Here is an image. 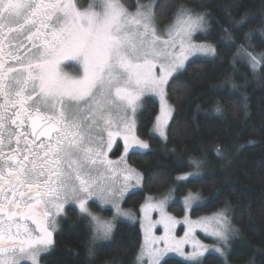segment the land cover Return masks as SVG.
Masks as SVG:
<instances>
[{
	"label": "snow or ice",
	"instance_id": "6c2138e0",
	"mask_svg": "<svg viewBox=\"0 0 264 264\" xmlns=\"http://www.w3.org/2000/svg\"><path fill=\"white\" fill-rule=\"evenodd\" d=\"M161 18L157 0H137L134 10L122 0H90L87 7L79 0H0V264H41L66 205L78 206L88 220L93 244L110 241L115 225L92 213L90 200L110 204L113 220L134 219L120 203L144 181L125 161L130 150L149 148L136 134L142 98H160L153 131L166 139L174 112L169 81L190 57L216 56L214 46L192 39L207 31L206 13L180 7L164 28L157 23ZM239 52L253 69L264 63V53L258 58L243 46ZM117 137L124 155L113 161L108 153ZM200 163L193 161L197 169ZM166 200L149 198L141 207L144 242L136 264H167L169 253L202 264L210 251L228 264L238 229L227 208L195 223L185 218L189 230L177 239L173 233L181 222L167 214ZM197 201L191 192L184 199L186 206ZM153 210L158 221L149 215ZM156 224L164 235L153 234ZM198 226L215 243L193 238L186 253L183 246Z\"/></svg>",
	"mask_w": 264,
	"mask_h": 264
},
{
	"label": "trees",
	"instance_id": "16d2710c",
	"mask_svg": "<svg viewBox=\"0 0 264 264\" xmlns=\"http://www.w3.org/2000/svg\"><path fill=\"white\" fill-rule=\"evenodd\" d=\"M157 2L160 27H165L180 7L206 13L210 23L206 41L216 48V56L189 62L170 80L167 99L174 112L165 144L152 133L158 103L151 97L144 100L136 134L149 148L127 155V163L144 181L142 190L130 194L124 207L137 210L147 197L171 192L178 198L190 192L198 194L205 202L193 208V217L227 208L232 225L238 229L228 264H264V64L253 69L239 52L243 46L252 54L264 53V0ZM217 105L221 113L215 111ZM122 148L118 143L110 156L118 159ZM195 160L201 162L198 169L193 165ZM188 173L196 176L178 181L180 175ZM89 205L99 209L94 203ZM181 208L176 202L169 210L181 217ZM104 214L110 216L111 212ZM91 234L88 220L76 208L68 207L53 247L41 258V264H132L142 244L139 224L120 222L110 243L96 246L90 256ZM165 261L187 264L177 259ZM202 264H222V260L209 255Z\"/></svg>",
	"mask_w": 264,
	"mask_h": 264
},
{
	"label": "rangeland",
	"instance_id": "374dc122",
	"mask_svg": "<svg viewBox=\"0 0 264 264\" xmlns=\"http://www.w3.org/2000/svg\"><path fill=\"white\" fill-rule=\"evenodd\" d=\"M128 1H129V3L127 4V3H125V1L122 0V2L125 4V6H127L130 10H134L135 8L131 9L129 6L132 5L131 7H135V6H136V3H137V0H133V2H134L133 4H132V0H128ZM139 2H140V1H139ZM79 3H80L81 6H83V7H87V5L90 3V0H79ZM140 3H142V2H140ZM207 21H208V28H207V31H205V32H196V33L194 34L193 38H192L194 43H197V44L204 43V44L212 45L211 43H208V42L206 41V39H207V37H208V35H209V31H210V26H209L210 23H209L208 18H207ZM161 28H164V27H161ZM212 46H213V45H212ZM261 54H262V53H261ZM261 54H256V53H254L253 55H255V56H257V57L259 58ZM244 57H245V56H244ZM203 58H204V59H212V58H214V57H211V56H203V55H199V54H197V55L194 56V57H190L189 61L186 62V65H187L189 62H191V61H194V60H196V59H203ZM246 60H248L247 57H246ZM245 63H247V61H246ZM248 63L251 65V68H253V67H252V64H251V62H250L249 60H248ZM262 64H264V63H262ZM258 65H260V64H257L256 67H258ZM256 69H257V68H256ZM158 70H159V69L157 68L156 71H158ZM66 71H68L70 74H72V73H74L75 69H74V68H67ZM178 74H179V73H178ZM176 75H177V74H176ZM176 75H175V76H176ZM175 76H174V77H175ZM169 82H170V81H169ZM148 97L154 98V99L157 101L158 106H159V112H160V107H161V101H160V98H159L158 96H156L155 94H152V93H146L145 96L142 98L143 102H144V100H145L146 98H148ZM140 110H141V109H140ZM159 112H158V115H159ZM170 121H171V120H170ZM170 121H169V123H170ZM152 133H153V135H154L155 137L159 138V139L161 140V142H163V144H165V143L167 142V138L165 139L164 137H161L157 132L153 131V129H152ZM118 143H121V144H122V147H123V140H122L121 137H117V139H116V141H115V143H114V145H113L112 150L108 153V157H109V159H111V160H113V161H117V160H119V159L121 158V156L124 155V151H123V148H122V150H121V154H120V156H119L118 159H114V158H112V157L110 156V154H112L111 152L114 151V148H116V146L118 145ZM144 150H147V149H144ZM144 150H130L129 153L132 152V151H144ZM129 153H128V154H129ZM125 161H126V163H127V156L125 157ZM127 165L129 166L128 163H127ZM129 167H130V166H129ZM131 168H132V167H131ZM137 172H138V171H137ZM188 174H189V173H188ZM188 174H184V175H188ZM192 174H193V175L190 176V178L196 176V174H194V173H192ZM184 175H180V176H184ZM180 176H179V177H180ZM121 179H122V178H121ZM178 181H181V180H178ZM142 186H143V182H142L140 185L131 188V189L129 190L128 194H127L125 197H123V199H122V201H121V203H120V207H121L122 209H124V210H126V211L132 213L134 219H128V218H125V217L120 216V217H117L115 220H113V216L115 215V209H113L112 206H111L110 204H101L100 202H98V201H96V200H90V201H89V204H90V203H94V205H96L99 209H97V208H93V207H91L90 205H89V208H90V210H91L92 213H94L95 215L101 217L102 219H104V220H108V221H113L115 227H116V225H117L118 223H120V222L138 223V224H139V227H140V229H141V232H142V244H143V242H144V231H143V229L141 228V221L143 220V213L141 212V207H142V205L145 204L146 201L149 200V198H152V199H154V200H156V201H159V200L164 199L165 197H167V200H166V203H165V211L167 212L168 215H170V216L176 218L178 221L181 222V223H178V224L175 226L174 233H173L177 239H181V238H183V237L185 236V233L189 230L188 225L185 224V223L183 222V221L185 220V218H187L189 221L195 223V222H197V221H199V220H201V219H203V218H209V219H210V218H212V217L215 215V214H213V215H209V216L193 217V216L191 215V211L193 210V208L196 207V206L202 205V204L205 202V200H202L201 198H199V201H197V202H192L190 205L186 206L185 203H184V199H185V197H184V198H178V197L176 196L175 192H174V193H172V192H171V193H168V194H166V195H164V196H161V197H147V198H146V201H145V202H144V203H143V204H142L137 210H131V209H127V208H125V207H124V201L126 200V198H127L130 194L142 190ZM187 196H188V195H187ZM187 196H186V197H187ZM176 202L180 203V204L183 206V209L181 208V210L183 211V214H182L181 217L175 216V215H174L173 213H171L170 210H169V207H170L173 203H176ZM71 206L74 207V208H76V209L79 211L78 206H76V205H72V204H69L68 207H71ZM104 211H110V212H111V215H110V216H105ZM65 213H66V210H65ZM65 213H63V214H62V217L59 219V223H58V225L56 226L55 230L53 231V234H54V235L58 232V230H59V228H60V220H61L62 218L65 217ZM149 215H150V217H151V219H152L153 221H158V220L160 219V214H159V211H158V210H153V211H151V212L149 213ZM227 215H228V214H227ZM228 217H229V220L231 221V216L228 215ZM115 227H114V230H115ZM113 234H114V232H113ZM153 234L156 235V236H162V235H164V228H163V225H161V224H156L155 228L153 229ZM54 235H53V237H54ZM234 237H235V236H234ZM193 238H194L195 240L199 241L200 243H202V244H204V245H208V246H212V245L215 243L214 238H213L212 236H210L208 233H206V232L204 231L203 228H201V227L198 226V227H196V228L192 231L191 235L189 236V243H187V244H185V245L183 246V249H184V251H185L186 253L192 251ZM233 239H234V238H233ZM233 239H232V241H231V243H230L229 251H230V249H231V244L233 243ZM111 240H112V239H111ZM111 240H110V241H111ZM110 241H97V242H95V244H93V243H92V234H91L90 246L93 247V248H95V247L98 246V245H105V244H108V243H110ZM142 244H141V245H142ZM52 247H53V246H52ZM51 249H52V248H51ZM50 251H51V250H50ZM50 251H49V252H50ZM49 252H47V253H49ZM47 253H44L43 256L47 255ZM209 255H216V256H218V254H216V253H214V252H211V251H210V252H207V253H205L204 257H202V263H203L204 259H205L207 256H209ZM43 256H42V257H43ZM42 257H41V258H42ZM167 259H177V260H180V261H182V262L187 263V262L184 260L183 257L179 256V255L176 254V253H169L168 256L165 257V260H167ZM162 263H163V262H162ZM132 264H136L135 258H134V261H133Z\"/></svg>",
	"mask_w": 264,
	"mask_h": 264
},
{
	"label": "flooded vegetation",
	"instance_id": "af4514ba",
	"mask_svg": "<svg viewBox=\"0 0 264 264\" xmlns=\"http://www.w3.org/2000/svg\"><path fill=\"white\" fill-rule=\"evenodd\" d=\"M65 70H66V69H65ZM68 206H69V205H66V209L68 208ZM71 207H72V206H71ZM32 227H34V226H32ZM53 235H54V234H53ZM53 238H54V237H53ZM53 244H54V240H53Z\"/></svg>",
	"mask_w": 264,
	"mask_h": 264
}]
</instances>
